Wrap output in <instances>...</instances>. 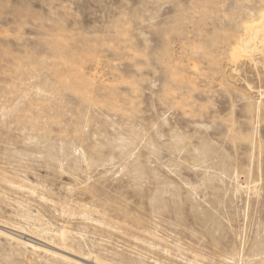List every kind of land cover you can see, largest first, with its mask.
Here are the masks:
<instances>
[{
  "label": "rangeland",
  "instance_id": "obj_1",
  "mask_svg": "<svg viewBox=\"0 0 264 264\" xmlns=\"http://www.w3.org/2000/svg\"><path fill=\"white\" fill-rule=\"evenodd\" d=\"M262 18L0 0V264H264Z\"/></svg>",
  "mask_w": 264,
  "mask_h": 264
},
{
  "label": "bare ground",
  "instance_id": "obj_2",
  "mask_svg": "<svg viewBox=\"0 0 264 264\" xmlns=\"http://www.w3.org/2000/svg\"><path fill=\"white\" fill-rule=\"evenodd\" d=\"M243 37L246 41L244 47L250 49L252 53L264 52V18L246 24Z\"/></svg>",
  "mask_w": 264,
  "mask_h": 264
}]
</instances>
